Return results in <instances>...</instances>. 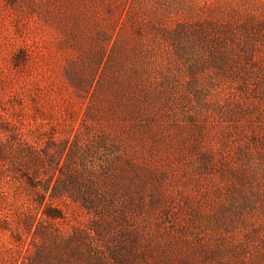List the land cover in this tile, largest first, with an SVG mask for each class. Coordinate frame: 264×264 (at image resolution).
I'll use <instances>...</instances> for the list:
<instances>
[{"label":"rangeland","instance_id":"374dc122","mask_svg":"<svg viewBox=\"0 0 264 264\" xmlns=\"http://www.w3.org/2000/svg\"><path fill=\"white\" fill-rule=\"evenodd\" d=\"M0 264H264V0H0Z\"/></svg>","mask_w":264,"mask_h":264},{"label":"trees","instance_id":"16d2710c","mask_svg":"<svg viewBox=\"0 0 264 264\" xmlns=\"http://www.w3.org/2000/svg\"><path fill=\"white\" fill-rule=\"evenodd\" d=\"M72 152H74V150H71V152L69 153V156H70V154H71ZM71 157H72V154H71ZM71 157H70V158H71ZM66 163H67V162H65V164H66ZM67 164H68V163H67ZM53 215L56 217V216H59L60 214H59V213H55V214H53Z\"/></svg>","mask_w":264,"mask_h":264}]
</instances>
